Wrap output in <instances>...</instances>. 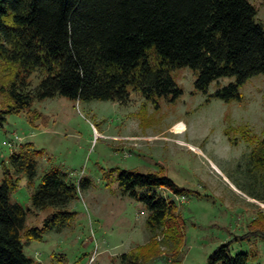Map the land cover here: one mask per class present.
I'll return each instance as SVG.
<instances>
[{"label":"rangeland","instance_id":"1","mask_svg":"<svg viewBox=\"0 0 264 264\" xmlns=\"http://www.w3.org/2000/svg\"><path fill=\"white\" fill-rule=\"evenodd\" d=\"M249 1L264 26V0ZM19 72L0 58V185L6 172L18 176L12 200L27 208L26 227H43L54 208L35 209L31 196L44 174L58 169L77 184L67 206L74 218L40 239L24 238L28 256L43 264H207L229 242L233 255L248 251L252 264H264V166L257 160L264 149V74L240 86L239 100L215 95L234 76L204 92L197 72L182 67L172 71L182 90L176 98L147 99L138 90L126 102L57 95L3 113L14 103L8 88ZM42 77L33 73L30 89ZM27 143L38 151L32 181L9 160ZM121 170L173 180L180 194L156 190L175 202L177 218L162 229L151 226L146 203L122 193Z\"/></svg>","mask_w":264,"mask_h":264},{"label":"trees","instance_id":"2","mask_svg":"<svg viewBox=\"0 0 264 264\" xmlns=\"http://www.w3.org/2000/svg\"><path fill=\"white\" fill-rule=\"evenodd\" d=\"M0 58L20 69L8 88L14 103L3 113L57 95L126 102L138 90L147 99L176 98L182 90L172 71L182 67L197 72L196 87L204 92L234 76L235 82L215 92L231 101L241 98L248 79L264 74V26L249 0H0ZM36 72L43 77L30 89L28 78ZM37 152L31 143L13 151L15 172H26L32 181ZM257 160L264 166V149ZM17 182L18 176L6 172L0 185V264H43L25 253L24 238L40 239L74 218L67 206L77 184L58 169L46 172L31 200L35 209L54 210L43 227H26L28 210L11 196ZM118 182L124 195L146 203L151 226L162 229L177 218L175 202L156 190L182 192L167 176L121 170ZM250 260V252L233 255L226 242L207 264Z\"/></svg>","mask_w":264,"mask_h":264},{"label":"built area","instance_id":"3","mask_svg":"<svg viewBox=\"0 0 264 264\" xmlns=\"http://www.w3.org/2000/svg\"><path fill=\"white\" fill-rule=\"evenodd\" d=\"M9 146H13V144H11L10 142L8 143Z\"/></svg>","mask_w":264,"mask_h":264}]
</instances>
